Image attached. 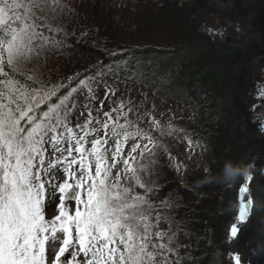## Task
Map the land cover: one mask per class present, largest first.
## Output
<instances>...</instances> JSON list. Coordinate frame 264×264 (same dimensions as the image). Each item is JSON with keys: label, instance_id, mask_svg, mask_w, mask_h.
Segmentation results:
<instances>
[{"label": "trees", "instance_id": "1", "mask_svg": "<svg viewBox=\"0 0 264 264\" xmlns=\"http://www.w3.org/2000/svg\"><path fill=\"white\" fill-rule=\"evenodd\" d=\"M37 10L35 0H0V104L13 96L21 82L35 91L44 88L20 68L33 63L31 44L24 39L28 48L18 50L14 44L30 27L37 30ZM128 14L137 18L135 35L147 38L169 27V42L122 44L116 23L72 35L73 44L92 54L97 63L71 76L66 87L107 70L115 76L109 67L128 59L160 58L155 66L146 63L130 71L128 65L118 72L127 85L137 87L134 96L140 101L135 106L127 102L119 112L108 128L105 145L125 124H136L137 113L147 116L145 109L169 102L175 107L168 119L179 127L175 132L204 144L210 158L207 170H195L187 183H181L164 159L167 143L163 139L168 132L154 131V151L137 161L140 184L119 189L108 179L99 185L103 217L121 218L122 226L139 233L148 225L146 248L153 264H232L233 251L241 264H264V133L258 132L256 121H264V97L259 96L264 89V0H136L135 10ZM20 51L28 59L25 63L20 59L17 65ZM47 107V103L38 107L37 116ZM29 144L34 146L30 139ZM7 160L2 146L0 191L19 210L10 213L9 224L0 231L15 227L14 235L30 236L40 218L21 183L25 163ZM5 171L15 176L5 181ZM244 184L249 187L252 208L248 219L237 223L239 190ZM170 198L180 202L173 217L177 225L173 239L166 234L172 223L165 205ZM232 226L235 235L230 241ZM87 236L95 238V231L91 229Z\"/></svg>", "mask_w": 264, "mask_h": 264}, {"label": "rangeland", "instance_id": "2", "mask_svg": "<svg viewBox=\"0 0 264 264\" xmlns=\"http://www.w3.org/2000/svg\"><path fill=\"white\" fill-rule=\"evenodd\" d=\"M35 4L38 31L30 27L28 34L17 38L14 44L17 50L19 46L27 49V42L31 44L33 63L20 68L44 88L35 91L21 82L13 96L0 104V149L6 147L8 160L25 163L21 183L40 219L30 236L14 235L15 227L0 231V264H153L146 248L148 225L139 233L122 226L121 218L105 219L98 202L99 185L108 179L119 189L140 184L137 161L142 154L154 151L152 133L156 130L168 132L163 139L167 143L164 159L181 183H187L193 171L207 170L209 149L184 132H175L179 127L168 121L175 109L169 102L156 105L151 111L145 109L147 116L143 111L137 113L136 124H125L105 145L108 128L119 112L127 102L135 106L140 101L134 96L137 87L127 85L118 72L128 65L130 71L146 63L155 66L160 58L151 55L128 59L109 67L117 73L115 76L107 70L70 88L65 83L97 63L92 54L73 44L72 35L116 23L117 39L122 44L143 46L169 42L171 30L161 27L147 38L135 35L137 18L128 13L135 10L136 0H35ZM20 54L17 65L20 59L24 63L28 59L21 51ZM259 96L264 97V89H260ZM46 103L45 113L37 116L38 107ZM256 121L258 132L264 133V121ZM136 126L138 129H134ZM11 176H15L13 171H5V181ZM249 195V187L244 184L239 190L237 223H244L250 216ZM179 204L177 198H170L165 204L172 219L166 232L171 239L177 234L173 217ZM14 209L18 212L17 203L0 191V230L9 224ZM234 228L229 231L230 241ZM91 229L96 234L92 239L87 236ZM229 259L232 264H241L236 251Z\"/></svg>", "mask_w": 264, "mask_h": 264}]
</instances>
